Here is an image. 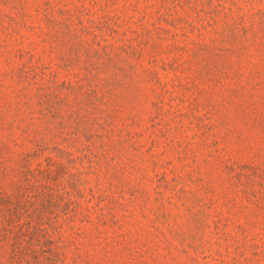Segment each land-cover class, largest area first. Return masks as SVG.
<instances>
[{"label":"rangeland","instance_id":"rangeland-1","mask_svg":"<svg viewBox=\"0 0 264 264\" xmlns=\"http://www.w3.org/2000/svg\"><path fill=\"white\" fill-rule=\"evenodd\" d=\"M7 134L0 264H264V0H0Z\"/></svg>","mask_w":264,"mask_h":264},{"label":"trees","instance_id":"trees-1","mask_svg":"<svg viewBox=\"0 0 264 264\" xmlns=\"http://www.w3.org/2000/svg\"><path fill=\"white\" fill-rule=\"evenodd\" d=\"M11 140L9 134L5 137L0 135V167L3 164V153L7 148V142ZM15 143L16 142L14 141L13 144ZM44 148L46 147L43 146L41 141H36L34 151L25 154V161L27 162L32 157L40 156ZM18 197L22 196L13 197L6 193H0V241H3V243L9 242L12 247H15V232L13 231V228L15 224L19 222L23 212H27V209L20 211L23 207L20 205L22 201ZM11 253L15 254L13 250H11Z\"/></svg>","mask_w":264,"mask_h":264}]
</instances>
